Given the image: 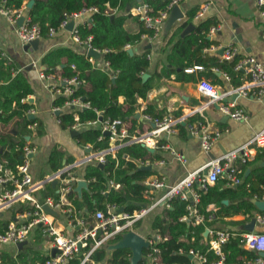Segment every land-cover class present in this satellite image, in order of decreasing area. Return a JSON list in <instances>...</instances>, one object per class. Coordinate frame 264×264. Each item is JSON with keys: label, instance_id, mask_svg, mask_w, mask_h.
<instances>
[{"label": "crops", "instance_id": "1", "mask_svg": "<svg viewBox=\"0 0 264 264\" xmlns=\"http://www.w3.org/2000/svg\"><path fill=\"white\" fill-rule=\"evenodd\" d=\"M208 3L210 5L205 15L202 18H197V12L202 6ZM26 5L27 1L24 6ZM27 8L28 7H26V12L28 11ZM179 9L182 15L178 17L173 24H170L168 17L161 23L159 34L151 36L145 33L138 44H131L129 48L133 49V53H130L131 55L135 53L142 54L147 51L150 67L143 75L146 73L149 74L146 80L152 78V89L145 98L138 99V108L134 116L135 120L132 121L130 119L131 121L127 122L130 125L132 133L141 132V134H146L155 128L153 123L143 117V114L147 113L146 109L148 107L154 112L155 116L162 117L168 113L179 115L202 106L207 99L198 89L199 81L202 79L211 81L223 91H229L232 87L241 85L243 80L242 76L232 69H230L231 72H229L231 76L229 80L225 76L224 68L213 65L210 68H204L203 66L202 68H195L196 66H200L197 62L185 68V72L188 73L186 75L191 77L188 81L179 80L176 74H171L170 76L166 74L168 70L174 68L169 60V55L172 52L174 43L179 39H183L186 35L193 33L207 18L216 19L220 29L217 33L210 34L209 28L206 37L211 41V44L209 47L202 50L201 55L203 58H217L220 63H224L221 60L222 48L232 45L239 48L242 55H255L264 65V15L261 12L257 0H183L179 5ZM192 13L193 17L190 16ZM91 22L92 17L88 16L77 20L76 24H90ZM142 25H145L142 20L132 16L127 19L125 28L130 32L136 33L140 30ZM60 47H68L85 55L84 47L73 39L72 32L68 28L59 29L53 35H50L48 32L47 37L42 34L37 45L24 44L17 35L16 26L0 12V55L6 53L10 59L9 62L14 65L13 72H21L24 74L34 88V93L28 96V101L34 105L31 109L34 113H28L29 110L27 114H29V117L33 115V117L30 118L37 119V126L34 129L27 127L24 143L31 141L33 145L38 147V151L30 159V172L35 181L44 179L57 171V169L63 168L68 163L83 159L89 152L86 150V146H90L93 151H96L89 143L87 145L80 144L72 130L70 128H64L61 121L59 122V114L62 110L60 113L58 110H55L57 106L55 101L57 99L53 98L51 89L47 87V81L40 77L39 68L32 65L33 62H37L40 68L45 70V66L42 63L43 57L48 52ZM212 47L216 49L214 50ZM104 55L105 52L103 50L101 55L96 57L95 62H92V64L95 67H100L105 62ZM64 66L65 63H62L60 69ZM226 67L231 68L230 65ZM70 68L75 70L72 64ZM188 68H193L194 70L189 72L186 70ZM180 69V67L175 66L174 70L177 72ZM53 75L54 77L52 79H48L49 82L58 83L65 77L60 71L54 72ZM251 94L248 93L237 97V94L233 93L231 96L227 97V101L237 99L238 105L248 112L249 119L247 121L234 120L229 115L220 111L217 105L205 106L203 113L207 116L211 128L218 129L222 133L221 137L208 153L202 150L198 137L191 133L186 122L179 124L177 132L175 133L162 132L155 137L154 140L158 142L156 146L148 147L146 145L152 156H149L147 159L134 160L138 168L146 169L151 172L143 183L145 184L148 179L159 177L164 178L166 184H176L182 180L189 171L202 167L211 158L220 157L247 144L249 145L250 157L245 162L242 153H240L235 160V165L241 170L244 182L246 179L250 178V180L255 183H259L262 173H264V147L250 144V141L255 134L264 127V97L259 99L253 97ZM124 100L125 98L123 96L119 97L120 103H123ZM191 119L200 121L203 120V117L201 113H197ZM16 120L17 119L7 125H0V131L13 130L15 135H17L18 131L14 129ZM161 144H166L168 147L163 148ZM172 149L183 153L188 159V163L185 165L176 159ZM53 151H57L61 157V160H59L61 164L55 168L50 161ZM117 153L115 157L113 156L114 158H117ZM1 159L6 161L2 157ZM90 164L100 166L98 162L88 161L72 169V176L74 177L72 184L74 188L77 187L79 180H84L87 181L89 189V180L85 177V172L87 165ZM7 168L11 170V168ZM56 181V185H53V182L48 184H51L56 189V192L59 193L62 181L61 179H56ZM218 181L222 183L221 189L226 187L237 188L244 184L243 182L240 185L231 186L228 182L226 183L227 180L225 177H220L217 182ZM48 184L33 194L40 201L47 197L43 196V191ZM250 184V182L247 184L249 190ZM261 185L260 188L262 193H254L252 196L248 197V201L256 206V209L251 212L241 211L233 213L232 209L221 207L217 203L209 204L206 210L200 211L199 203L201 201V191L207 190L208 187L206 189H201L196 183L195 190L200 194V200L194 206V208L197 209L196 216H193L191 219H184V216L189 215L188 205L191 204V201H187L188 213L180 217V221L192 223L194 225L200 223L205 224V230L202 234L206 243H210V241L215 238L216 231L219 230H229L239 235L252 231L264 232V223L257 221L254 228L250 230V225L256 218V215L264 214V209L259 208L257 205L258 201H263L264 189ZM120 188L121 186L116 189ZM84 190L86 189L83 188L81 193L76 191L73 193L78 199L82 200ZM166 190L167 188H153L149 195L144 191L146 202H144L141 207L146 204L149 205L163 197ZM67 196L69 197V195ZM239 201L240 198L236 197L224 199L223 203L226 206H230L236 205ZM171 202L170 206L166 205V203L157 205L144 218L135 223L133 230L144 236L148 241L151 239L154 240L155 242H153V244L155 245L164 241L167 237L163 235L159 228L154 227V220L157 216L163 214L164 209L173 208ZM101 203L105 205L109 204L106 200H102ZM73 204L77 208L76 204ZM30 209L31 204L29 201L17 202L11 207L3 209L0 211V229H6L9 224L13 222L16 224L25 222L26 219L22 215ZM118 209L125 210L124 207L119 206ZM80 211L91 224L94 223L92 220L94 213L86 214L83 209ZM208 212H210V214H208ZM197 215H200V221H197ZM56 224L65 234L73 235L77 233V228L69 224V217L67 214L58 213L56 216ZM110 244H113L112 240L104 245L107 251V257H110L113 251L108 249ZM243 248L245 251L244 253H231V260H226L225 264H240L247 258H255L259 255L254 251L247 250L244 246ZM56 251L55 248L50 246L40 226H35L31 229L28 239L21 246L13 243H0V254L5 262L11 264H16L18 262L37 264L39 261L36 262V259H34L36 255L50 256L54 255ZM197 253L201 255L199 252ZM82 255L83 252H80L76 258L82 257ZM187 255L190 260L189 264H208L202 262L198 255H193L190 252ZM262 256L264 257V255ZM143 260L149 264L147 253L144 254ZM88 264H94L93 260L88 261Z\"/></svg>", "mask_w": 264, "mask_h": 264}, {"label": "trees", "instance_id": "2", "mask_svg": "<svg viewBox=\"0 0 264 264\" xmlns=\"http://www.w3.org/2000/svg\"><path fill=\"white\" fill-rule=\"evenodd\" d=\"M26 1L28 3L30 0H7V6L12 9H21ZM143 1L152 6L154 15L166 9L170 3V0ZM136 3V0H35L33 6L27 8V12L25 9V14L30 17L31 22L40 24L43 35L47 37L49 29L58 28L66 14L80 11L84 7L96 6L98 8V11L92 14V22L80 24L78 30L83 40L92 36L91 44L105 51L104 60L110 64L108 68L95 67L86 55L68 47L50 51L42 59L46 72L60 71L65 77L78 75L85 81L74 94L91 103L90 108L78 111L80 121L93 120L101 116L104 119L110 117L123 122L134 121L138 99L145 98L152 89V78L146 81L143 78V73L147 72L150 67L147 51L131 55L126 47L127 44H138L145 33L154 35V31L145 25H142L136 33L125 28L127 19L132 17L129 7ZM108 4L112 8H117L115 13L108 12ZM190 16L193 17V13ZM214 24H217L216 19L207 18L193 33L174 43L169 55L170 63L174 68L166 72L168 76L176 74L179 80H190L191 77L186 75L188 73L185 72V68L192 66L194 62L204 68H210L213 65L231 72V68L226 67L228 63H220L217 58H203L201 55L202 50L211 44L206 36L209 28ZM62 63H65V66L60 69ZM71 64L76 65L75 70L70 68ZM175 66L181 69L176 72ZM13 69L14 65L10 62L6 63L0 55V125H7L17 119L14 129L18 131L17 135L13 130L0 131V155L7 161V167L17 172L19 165L24 161L22 148L25 144L27 127L37 122V119L30 118L27 114L34 107L33 103L28 101V96L34 93V88L24 74L14 73ZM115 72L118 73L113 78L112 74ZM120 96L125 98L123 103L119 102ZM63 102L64 98L60 97L55 104L58 106ZM146 112L155 115L149 107ZM59 118L64 128H70L76 122L72 109L63 110ZM101 132V124L98 123L81 130L76 138L80 144L89 143L94 150H100L108 147V142L99 140ZM149 156L152 155L146 145L142 142L133 143L119 149L117 158L108 155L104 167L94 164L87 165L85 177L89 180V189L83 191L82 200L78 199L74 193H70L68 198L86 214L95 213L98 209H106V205L101 203L102 200L124 207L129 212L141 208V205L146 202L144 196L146 186L143 182L151 172L138 168L134 160L147 159ZM59 160H61L60 154L53 151L50 161L54 168L61 164ZM112 179L116 184H121L120 189L109 185ZM249 182L251 183L250 190L247 187ZM261 184H264V173L259 183L249 178L237 188L221 189L222 183L218 181L214 185H209L207 190L201 191L199 210L204 211L209 204L217 203L221 207L232 209L233 213L251 212L256 209V206L248 201V197L254 193H262ZM43 196H52L56 200L60 198V194L51 184L46 186ZM236 197L240 198L236 205L226 206L223 203L224 199ZM171 203L173 208L164 209L163 214L154 220V227L159 228L167 237L158 244L160 264H189L187 254L190 250L205 255L208 264L218 260L220 256L210 250L209 242L204 241L202 233L205 230V224L194 225L180 221V217L188 213V202L174 198ZM120 239L121 237H117L112 242L116 243ZM91 243L92 241L81 252L90 249ZM222 249L227 261L231 260L230 254L233 252L244 253L241 235L224 244ZM150 250V248H145L144 254ZM47 257L36 255L34 259L36 262H43ZM82 257L73 259L71 264H81ZM131 257L132 250L129 247L114 249L111 256L107 257V251L102 246L92 253L91 260L94 264H131ZM138 264L148 263L141 260Z\"/></svg>", "mask_w": 264, "mask_h": 264}, {"label": "built area", "instance_id": "3", "mask_svg": "<svg viewBox=\"0 0 264 264\" xmlns=\"http://www.w3.org/2000/svg\"><path fill=\"white\" fill-rule=\"evenodd\" d=\"M182 2L183 0H170L166 9L154 15L152 14V6L148 2L141 1L130 7V12L132 16L142 20L146 27L152 29L154 35H157L160 32L161 23L170 17L173 8L179 6ZM257 3L264 15V0H257ZM209 5L208 3L202 6L197 12L196 17L202 18L208 10ZM26 7L27 5L23 6L21 9H12L7 6V0H0V12L16 26L19 39L24 44H30L34 40L40 39L43 33L41 25L31 22L30 17L25 14ZM116 9L117 8H112L108 4L109 13H115ZM97 11L98 8L96 6H90L84 7L80 11L66 14L58 28L51 27L49 29V34L53 35L57 30L67 28L70 22L74 21L73 28L71 29L73 39L84 47L86 57L91 62H95L96 57L90 55L89 52L95 50L102 53L103 50L91 44L92 36H89L86 40L81 38L78 30L79 25L76 24V21L88 16L92 17V14ZM22 17H24V20L23 23L20 24L19 21ZM219 29V24H214L210 27L209 32L210 34H215ZM126 47L128 50L131 44H127ZM212 49L215 50L216 48L212 47ZM1 57L5 59L6 63L10 60L6 53H2ZM221 60L228 63L234 72L242 76L243 80L241 85L232 87L229 91H223L209 80H200L198 89L202 95L207 97L204 104L194 110H189L179 115L168 113L159 117L150 113H144L143 117L155 125V128L146 134H141V132L132 133L129 123L110 117L106 119L103 118L102 120L99 117L93 120L80 121L78 111L80 109L90 108L91 103L85 98L75 96L74 94L85 81L78 75H74L72 77H63L58 83L49 82L48 79L54 77L53 73L46 72L44 69L40 68L37 62H33L32 65L39 68L40 77L47 81V87L51 89L53 98H64L63 104L56 106L55 110L63 111L72 109L74 111L76 122L70 126V129L80 132L87 127L100 123L102 132L99 136V140L107 141L108 147L93 151L90 146H86V150L89 152L83 159L68 163L63 168L57 169V171L39 181H35L30 172V159L38 151V147L33 145L31 141L23 145L24 161L19 165L17 172L9 170L6 167V161L2 160L0 157V211L11 207L17 202L29 201L31 204V209L22 215L26 219L25 222L21 224L13 222L9 224L6 229H0V243H13L18 245L28 239L33 227L40 226L50 246L57 251L54 255L48 256L43 262H38L37 264H71L78 253L92 241L90 249L83 251L81 264H84L91 260V255L97 248L133 230L135 223L144 218L160 203H166V205L170 206L172 199L177 197L183 201H191V204L188 205L189 215L184 216V219H191L193 216H196L197 209L194 208V206L200 200V194L195 190L196 183L201 189H206L209 184L216 183L220 177H225L228 184L231 186L242 184L244 179L241 175V170L235 165V160L237 156L242 153L244 161H247L250 157L248 144L220 157L211 158L202 167L189 171L187 175L176 184H166L165 179L159 177L148 179L145 183L147 187L145 193L149 195L153 188H167L163 197L133 212L119 210L118 206L115 204H107L106 209H98L93 214V224L83 216L81 211L75 207L67 196L75 189L72 184L74 180L72 176L73 168L88 161L105 164L108 155L115 157L120 148L133 143L145 142L148 147H154L158 144V142L154 140L155 137L162 132H177L179 124L183 122H186L191 133L198 137L202 150L206 153L210 152L222 133L218 129L211 128L207 116L203 113L205 106L217 105L220 111L229 115L234 120L247 121L249 119L248 112L238 105L237 99L227 101V97L231 96L233 93H236L237 97L248 93H252L251 95L253 97L259 99L264 97V65L255 55H242L239 48L232 45L222 48ZM109 65V62H104L100 67L108 68ZM72 67L76 69L75 64H72ZM195 68H202V66H196ZM186 70L190 72L194 69L188 68ZM117 73L118 72L112 74L113 78L116 77ZM225 76L227 79H231L228 71H225ZM28 113L33 114L34 111L30 110ZM197 113H201L203 120L194 121L191 119ZM60 121L61 119L59 118V122ZM36 126L37 122H34L29 124L28 127L34 129ZM250 144L264 147V127L255 134ZM161 147L167 148L168 145L161 144ZM172 152L175 158L183 164L186 165L188 163V159L183 153L175 149H172ZM56 179H61L62 181V185L59 189V193L61 194L59 200H56L52 196H47L44 200L40 201L33 195L34 192L44 188L46 184ZM110 186L119 188L121 185L111 180ZM262 188L264 189V184H262ZM262 200L264 201V195ZM45 205L57 211V213L67 214L69 217V224L77 228V233L73 235L65 234L56 224L57 215L47 211L44 207ZM200 219V215H197V221H200ZM255 219L257 222L264 223V214H257ZM240 235L243 246L247 250L259 254L255 258H247L240 264H264V257L262 256V253H264V232L252 231L241 233ZM237 236H239L238 233L229 230L216 231L215 238L210 241V249L220 257L212 264H225L226 256L223 252L222 245ZM149 242L150 247L148 248L151 249L147 253L149 263L160 264V247L153 244L155 241L152 239ZM190 253L198 255L194 250H190ZM198 256L202 262H208L205 255L201 254ZM0 264L11 263L5 262L0 254ZM16 264L27 263L18 262Z\"/></svg>", "mask_w": 264, "mask_h": 264}, {"label": "water", "instance_id": "4", "mask_svg": "<svg viewBox=\"0 0 264 264\" xmlns=\"http://www.w3.org/2000/svg\"><path fill=\"white\" fill-rule=\"evenodd\" d=\"M143 0H137V2H141ZM35 0H30L27 3V7L31 8L34 4ZM130 9V7H129ZM181 10L179 9V6H175L173 8V10L171 11L170 17H169V22L170 24H173L174 21L178 18L181 17ZM24 17H22L19 21L20 24L23 23ZM74 25V21L70 22V24L68 25V29H72ZM39 42V39L34 40L33 42H31L30 44L32 45H37V43ZM129 53H133V49H129L128 50ZM90 55L95 56V57H99L101 55L100 52L95 51V50H91L89 52ZM149 77V74H144L143 78L146 80ZM60 113V111H59ZM30 117H33V115H31ZM100 119L102 120L103 117L101 116ZM73 134L77 135L79 132L78 131H73ZM144 145H146L145 143H143ZM101 167H103V164H100ZM57 181H53V185H56ZM88 189V183L87 181L84 180H79L77 187H75L74 190L71 191V193H73L74 191L81 193L82 189ZM257 205L259 208L264 209V201H258ZM145 206V205H144ZM45 209L55 215H58L57 211L49 208L48 206H44ZM123 210V209H122ZM256 223V219H254L250 225V230H252L255 226ZM24 242L19 243L18 245L21 246ZM123 247H129L132 250V257H131V264H138L141 260L144 259V249L150 247V242L141 234H139L138 232L134 231V230H130L126 233H124L121 237L120 240H118L116 243L110 244L108 249L110 250H114L117 248H123ZM264 255V253H262Z\"/></svg>", "mask_w": 264, "mask_h": 264}]
</instances>
